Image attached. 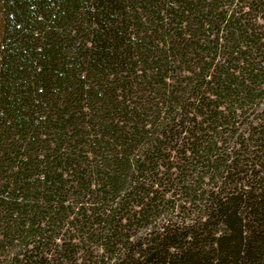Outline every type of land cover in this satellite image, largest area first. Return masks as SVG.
Masks as SVG:
<instances>
[{
	"label": "trees",
	"instance_id": "obj_1",
	"mask_svg": "<svg viewBox=\"0 0 264 264\" xmlns=\"http://www.w3.org/2000/svg\"><path fill=\"white\" fill-rule=\"evenodd\" d=\"M0 264H264V0H0Z\"/></svg>",
	"mask_w": 264,
	"mask_h": 264
}]
</instances>
